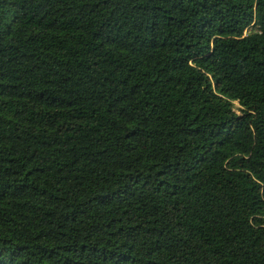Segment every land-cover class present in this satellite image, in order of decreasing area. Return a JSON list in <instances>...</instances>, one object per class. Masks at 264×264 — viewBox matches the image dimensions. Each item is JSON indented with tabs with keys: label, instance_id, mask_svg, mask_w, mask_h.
<instances>
[{
	"label": "trees",
	"instance_id": "1",
	"mask_svg": "<svg viewBox=\"0 0 264 264\" xmlns=\"http://www.w3.org/2000/svg\"><path fill=\"white\" fill-rule=\"evenodd\" d=\"M0 264H264V0H0Z\"/></svg>",
	"mask_w": 264,
	"mask_h": 264
}]
</instances>
